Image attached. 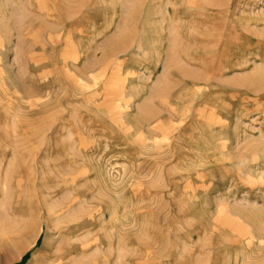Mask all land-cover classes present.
<instances>
[{
    "label": "rangeland",
    "instance_id": "obj_1",
    "mask_svg": "<svg viewBox=\"0 0 264 264\" xmlns=\"http://www.w3.org/2000/svg\"><path fill=\"white\" fill-rule=\"evenodd\" d=\"M0 264H264V0H0Z\"/></svg>",
    "mask_w": 264,
    "mask_h": 264
},
{
    "label": "bare ground",
    "instance_id": "obj_2",
    "mask_svg": "<svg viewBox=\"0 0 264 264\" xmlns=\"http://www.w3.org/2000/svg\"><path fill=\"white\" fill-rule=\"evenodd\" d=\"M53 213V212H52ZM7 230V229H6ZM5 231V230H4ZM2 232H3V230H2ZM15 232V231H14ZM9 231H5L3 234H4V236H3V239L2 240H4V242L6 243V244H8V243H10L11 242V235H9ZM15 238V237H14ZM13 239V238H12ZM14 240V239H13ZM2 242V241H1ZM11 245V244H10ZM6 247V246H5ZM6 250V249H5Z\"/></svg>",
    "mask_w": 264,
    "mask_h": 264
}]
</instances>
